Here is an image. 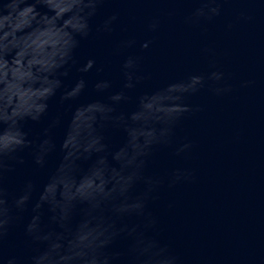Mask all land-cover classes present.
I'll return each instance as SVG.
<instances>
[{
  "label": "clouds",
  "instance_id": "9594fccd",
  "mask_svg": "<svg viewBox=\"0 0 264 264\" xmlns=\"http://www.w3.org/2000/svg\"><path fill=\"white\" fill-rule=\"evenodd\" d=\"M106 2L0 0V264H182L161 239L159 219L151 208L162 190L191 183L195 175L186 168L163 175L149 169L158 150L172 148V154L180 157L193 148L190 142L173 143L179 122L201 110L186 104L185 97L205 86L216 96L233 89L223 83L222 71H211L133 96L149 77L139 74L141 57L128 55L120 66L119 90L112 91L109 80H97L92 91L98 98L78 103L88 81L81 75L67 87L64 80L76 66V50L93 32L90 22ZM195 2L198 6L184 18L193 26L221 16L222 5L231 0ZM166 15L170 18L175 13ZM118 19L119 12L114 11L96 27V33L110 34ZM252 19L246 10L234 15L236 22ZM160 24L161 16L155 14L147 30L155 33ZM149 43H141V51ZM135 44V39L122 40L117 51ZM94 68L97 73L103 71L94 59H88L76 71L86 74ZM58 93L65 111L49 120L42 138L30 139L25 122L39 123L46 117L49 101ZM133 102V110H122V105ZM69 112L58 149L54 132ZM112 132L123 134L118 147L110 143ZM25 150L36 170L44 169L57 151L58 163L42 187L27 178L10 192L6 177L16 165L24 164L20 153ZM85 162H89L87 168L82 167ZM25 212H30L23 227L27 254L6 253L10 230ZM118 241L126 242L125 247L115 250Z\"/></svg>",
  "mask_w": 264,
  "mask_h": 264
},
{
  "label": "water",
  "instance_id": "95a60500",
  "mask_svg": "<svg viewBox=\"0 0 264 264\" xmlns=\"http://www.w3.org/2000/svg\"><path fill=\"white\" fill-rule=\"evenodd\" d=\"M197 6L195 0H107L90 22L93 32L76 50V66L64 84L70 87L81 75L88 81V89L78 103L98 98L92 91L97 80H109L112 91L119 90L120 66L128 55L141 57L139 74L149 77L133 96L190 75L222 71L223 83L233 89L230 93L216 96L205 86L185 97L186 104L201 110L179 122L173 143L190 142L193 148L180 157L172 154V148L158 150L149 169L163 175L186 168L194 173V181L162 190L151 211L159 219L161 239L170 244L182 264H264V0H231L222 5L221 16L212 21L186 24L184 18ZM237 10H246L253 19L236 22ZM114 11L119 12V19L113 31L97 34L96 27ZM170 11L175 15L169 18L166 14ZM155 14L161 16V24L151 33L147 24ZM127 39H135V46L117 51L119 43ZM145 41H150L149 48L141 51L140 44ZM205 48L211 50L210 54L204 52ZM88 59H94L103 71L97 73L94 68L86 74L77 72L76 68ZM246 81L251 84L241 87ZM65 107L59 103L58 93L49 101L46 117L39 123L25 122L29 138H42L49 120ZM121 108L130 112L134 102ZM70 114L54 132L58 149ZM109 138L118 147L123 134L112 132ZM20 157L24 164L16 165L5 180L10 192L17 191L27 178L42 187L58 163L59 151L40 170L35 169L29 150ZM88 163L82 167L87 168ZM29 217L30 212H25L10 230L4 245L6 253L27 254L23 227ZM125 243L118 241L114 249H123Z\"/></svg>",
  "mask_w": 264,
  "mask_h": 264
}]
</instances>
